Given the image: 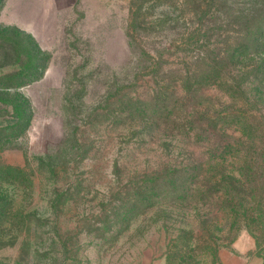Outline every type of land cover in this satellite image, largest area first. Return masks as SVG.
<instances>
[{
  "label": "rangeland",
  "instance_id": "1",
  "mask_svg": "<svg viewBox=\"0 0 264 264\" xmlns=\"http://www.w3.org/2000/svg\"><path fill=\"white\" fill-rule=\"evenodd\" d=\"M0 264H264V0H1Z\"/></svg>",
  "mask_w": 264,
  "mask_h": 264
},
{
  "label": "trees",
  "instance_id": "2",
  "mask_svg": "<svg viewBox=\"0 0 264 264\" xmlns=\"http://www.w3.org/2000/svg\"><path fill=\"white\" fill-rule=\"evenodd\" d=\"M157 64L158 62H156L155 65H153L154 68L151 70V80L152 78L154 79V76L156 77L155 73L158 72V70H160L159 66L156 67ZM24 68L25 67H23L22 69ZM182 70L183 68L162 70L161 78H159V80L157 81L154 79V82L156 81L157 84H155L154 89L152 90L153 96L150 105L141 108L139 111H137L138 113L137 117L130 118L128 120L136 123L139 122L140 124H142L141 122H143L144 123L143 125L145 127L146 125L151 128L153 127L152 128L153 132L158 131V133L161 134L160 137L162 138V136H164V132H166V125H167V119H166L167 110L165 106V100L167 99V94L170 92L171 89L180 87V85L184 82V79L182 80V78L181 80L179 78H171L170 74L174 71L182 73ZM19 72H22V70ZM187 75L188 72H186V76ZM174 103L176 104L177 100H175ZM13 120L14 117L11 116L6 118L5 121L8 124H11L13 123ZM121 120L123 121L122 118ZM160 155L162 156V154ZM164 170H165L164 162L159 163L153 170H151L146 174V177H149L153 180H161L163 179Z\"/></svg>",
  "mask_w": 264,
  "mask_h": 264
},
{
  "label": "water",
  "instance_id": "3",
  "mask_svg": "<svg viewBox=\"0 0 264 264\" xmlns=\"http://www.w3.org/2000/svg\"><path fill=\"white\" fill-rule=\"evenodd\" d=\"M1 1V0H0Z\"/></svg>",
  "mask_w": 264,
  "mask_h": 264
}]
</instances>
